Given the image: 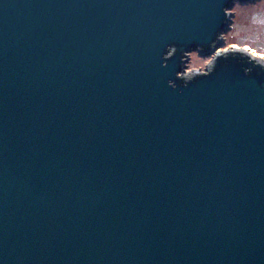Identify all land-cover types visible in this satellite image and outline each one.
<instances>
[{
  "label": "water",
  "instance_id": "1",
  "mask_svg": "<svg viewBox=\"0 0 264 264\" xmlns=\"http://www.w3.org/2000/svg\"><path fill=\"white\" fill-rule=\"evenodd\" d=\"M249 1L0 0V264H264Z\"/></svg>",
  "mask_w": 264,
  "mask_h": 264
},
{
  "label": "rangeland",
  "instance_id": "2",
  "mask_svg": "<svg viewBox=\"0 0 264 264\" xmlns=\"http://www.w3.org/2000/svg\"><path fill=\"white\" fill-rule=\"evenodd\" d=\"M232 13L228 30L223 35L221 49L244 48L255 56L264 58V0L245 3L235 2L230 8ZM210 57L190 52L187 70H204Z\"/></svg>",
  "mask_w": 264,
  "mask_h": 264
},
{
  "label": "bare ground",
  "instance_id": "3",
  "mask_svg": "<svg viewBox=\"0 0 264 264\" xmlns=\"http://www.w3.org/2000/svg\"><path fill=\"white\" fill-rule=\"evenodd\" d=\"M263 60H264V58L263 57H261Z\"/></svg>",
  "mask_w": 264,
  "mask_h": 264
}]
</instances>
